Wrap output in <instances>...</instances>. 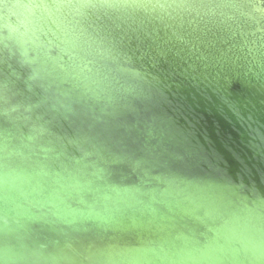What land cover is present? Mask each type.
Segmentation results:
<instances>
[{
  "label": "water",
  "instance_id": "obj_1",
  "mask_svg": "<svg viewBox=\"0 0 264 264\" xmlns=\"http://www.w3.org/2000/svg\"><path fill=\"white\" fill-rule=\"evenodd\" d=\"M142 1L115 0L126 7L90 15V30L110 40ZM66 114L0 55V264H264V199L249 202L229 181L181 177L158 148L116 155L80 126L54 142L53 120L73 126ZM113 163L144 183L108 176ZM225 170L243 180L245 169ZM253 186L241 194L264 191L262 180Z\"/></svg>",
  "mask_w": 264,
  "mask_h": 264
},
{
  "label": "rangeland",
  "instance_id": "obj_2",
  "mask_svg": "<svg viewBox=\"0 0 264 264\" xmlns=\"http://www.w3.org/2000/svg\"><path fill=\"white\" fill-rule=\"evenodd\" d=\"M263 7L264 0H143L109 40L115 60L85 68L89 105L66 114L73 126L53 120L47 136L60 141L80 126L133 160L158 148L175 158L181 177L229 181L249 202L263 200L264 191L241 194L264 181ZM120 164H108V176L144 183ZM231 166L245 169L243 180L227 175Z\"/></svg>",
  "mask_w": 264,
  "mask_h": 264
},
{
  "label": "clouds",
  "instance_id": "obj_3",
  "mask_svg": "<svg viewBox=\"0 0 264 264\" xmlns=\"http://www.w3.org/2000/svg\"><path fill=\"white\" fill-rule=\"evenodd\" d=\"M125 7L115 0H0V55L14 59L46 101L74 113L93 99L86 66L115 60L109 39L90 30V15ZM81 152L85 160L91 155L89 146Z\"/></svg>",
  "mask_w": 264,
  "mask_h": 264
},
{
  "label": "bare ground",
  "instance_id": "obj_4",
  "mask_svg": "<svg viewBox=\"0 0 264 264\" xmlns=\"http://www.w3.org/2000/svg\"><path fill=\"white\" fill-rule=\"evenodd\" d=\"M238 1V0H237ZM258 1V0H257ZM246 4V3H245ZM253 6V5H252ZM247 7V6H246ZM262 8V7H261ZM260 8V9H261ZM264 8V7H263ZM243 10V9H242ZM256 13V12H255ZM264 13V12H263ZM249 18V17H248ZM256 19V18H255ZM259 19V18H258ZM261 19V18H260ZM256 21V20H255ZM257 30V29H256ZM261 31V30H260ZM263 31V30H262ZM252 34H253V32H252ZM253 36V35H252Z\"/></svg>",
  "mask_w": 264,
  "mask_h": 264
}]
</instances>
